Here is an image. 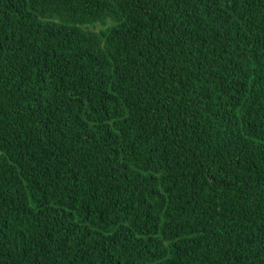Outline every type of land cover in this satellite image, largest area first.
<instances>
[{
  "label": "trees",
  "instance_id": "1",
  "mask_svg": "<svg viewBox=\"0 0 264 264\" xmlns=\"http://www.w3.org/2000/svg\"><path fill=\"white\" fill-rule=\"evenodd\" d=\"M0 264H264V0H0Z\"/></svg>",
  "mask_w": 264,
  "mask_h": 264
}]
</instances>
